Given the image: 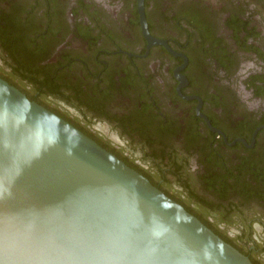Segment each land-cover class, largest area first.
Masks as SVG:
<instances>
[{
	"label": "flooded vegetation",
	"instance_id": "flooded-vegetation-1",
	"mask_svg": "<svg viewBox=\"0 0 264 264\" xmlns=\"http://www.w3.org/2000/svg\"><path fill=\"white\" fill-rule=\"evenodd\" d=\"M0 0V77L264 264V0Z\"/></svg>",
	"mask_w": 264,
	"mask_h": 264
},
{
	"label": "water",
	"instance_id": "water-1",
	"mask_svg": "<svg viewBox=\"0 0 264 264\" xmlns=\"http://www.w3.org/2000/svg\"><path fill=\"white\" fill-rule=\"evenodd\" d=\"M0 264L254 263L0 77Z\"/></svg>",
	"mask_w": 264,
	"mask_h": 264
}]
</instances>
